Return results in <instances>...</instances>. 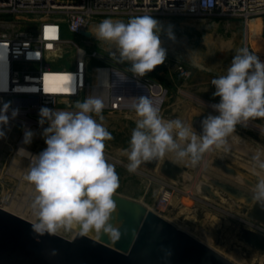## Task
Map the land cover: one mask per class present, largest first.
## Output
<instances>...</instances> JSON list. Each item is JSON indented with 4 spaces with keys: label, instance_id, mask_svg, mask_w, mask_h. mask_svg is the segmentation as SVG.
I'll list each match as a JSON object with an SVG mask.
<instances>
[{
    "label": "clouds",
    "instance_id": "obj_1",
    "mask_svg": "<svg viewBox=\"0 0 264 264\" xmlns=\"http://www.w3.org/2000/svg\"><path fill=\"white\" fill-rule=\"evenodd\" d=\"M161 26L149 15L123 20L104 19L98 25L97 39L112 42L116 49L111 57L117 63H129L127 69L136 77H144L164 64L167 50L160 39ZM169 39H174L171 32ZM219 103L211 107L218 115L209 114L201 121L198 134L192 124L181 119L165 120L157 102L146 95L133 97L129 106L136 114L128 149L129 173H136L142 164L173 154L178 161L187 160L193 167L205 155L223 148L228 151L238 125L264 119V62L247 47L237 50L226 74L211 81ZM112 85L106 84L105 88ZM74 94V91L72 92ZM105 95L88 96L76 101L75 111L41 108L39 123L44 130L47 147L38 155L21 149L18 155L29 156L31 163L24 179L34 186L31 209L36 217L32 231L37 236H54L61 231L76 230L81 237L105 235L117 242L123 234L113 223L117 204L113 199L120 186L115 166L105 156L106 141L113 139L103 125ZM10 102L0 108V125H7ZM17 115L13 110L12 117ZM98 117L99 121L94 118ZM0 132V137H3ZM28 130L24 143H31ZM253 172L259 177L253 185L252 199L264 208V157L253 155ZM165 251L166 260L171 253ZM55 254V252H53Z\"/></svg>",
    "mask_w": 264,
    "mask_h": 264
},
{
    "label": "rangeland",
    "instance_id": "obj_2",
    "mask_svg": "<svg viewBox=\"0 0 264 264\" xmlns=\"http://www.w3.org/2000/svg\"><path fill=\"white\" fill-rule=\"evenodd\" d=\"M152 17L160 23V39L162 47L167 50V56L164 64L144 77L161 84L166 90L160 103L161 115L165 120L179 118L190 124V117L195 112L218 115L211 106L216 104L214 100L219 101L220 98L213 96L215 86L211 81L226 74L238 49L247 47L264 62V17L250 19L246 29L237 17ZM169 32L174 39L163 40L162 36ZM67 35L79 44L91 47L82 42L80 36L70 33ZM98 45L106 47L99 48L105 55L108 50L116 49L114 43L94 37L92 46ZM66 62L69 63L70 59ZM98 63L96 59L90 60L88 78L96 92L100 91L102 94L108 74L105 73V78L94 81L93 84L92 66ZM102 115L103 125L113 136L112 140L106 141L105 156L115 166L119 176L120 186L116 193L155 209L154 199L162 181L166 180L173 185V190L168 206L159 214L237 264H264V253L248 250L237 238V229L241 225L264 232L244 215L242 209H246L248 204L217 188L216 192L221 195L218 199L203 195L198 190L201 181L207 182V177H217L252 192L253 185L259 178L253 172L252 157L258 152L264 157V119L249 122L247 126L238 125L235 135L240 139L230 140L228 151L221 148L207 153L196 167L187 160L178 161L173 154L166 155L164 158L187 165L183 182L179 183L161 176L157 169H148L142 165L136 173H129L126 168L129 161L124 150L128 149L132 130L136 126V114L132 109H104ZM94 118L99 121L98 117ZM46 128L31 126L28 129L33 132L31 143H24L23 138L24 145L41 153L47 147L43 135ZM22 130V125L16 123L9 135L7 125L0 127V132L4 134L0 137V181L10 182L1 207L9 206L14 199L20 203L21 200L25 201L22 204L30 208L35 195L34 186L24 179L29 166L25 163L26 167L22 170L19 168L21 162L18 163L15 159ZM213 157H219L233 166L235 174L226 173L213 165ZM261 176H264V172ZM245 179L253 182V185L248 184ZM22 215L29 218L32 214L27 210ZM35 219L33 216L32 220ZM75 232L76 230L70 233L61 231L59 234L71 238ZM89 236L95 237V234Z\"/></svg>",
    "mask_w": 264,
    "mask_h": 264
},
{
    "label": "built area",
    "instance_id": "obj_3",
    "mask_svg": "<svg viewBox=\"0 0 264 264\" xmlns=\"http://www.w3.org/2000/svg\"><path fill=\"white\" fill-rule=\"evenodd\" d=\"M144 15L237 17L246 29L249 19L264 17V0H0V63L3 64L0 69L3 68L6 84L5 88H0V108L10 102L7 134L10 135L13 126L19 123L23 127L19 136L22 142L31 126L49 127L47 121L43 125L39 123L41 108L75 111L76 101L83 102L88 96L99 94L88 78L91 59L99 61L92 66L93 71H117L145 85L150 98L155 102L160 98V107L166 92L161 84L134 76L127 70L129 64L112 59L113 51L108 50L105 55L99 49L101 46H92L98 25L104 19L127 22L132 17ZM84 30L90 35L82 34ZM67 33L80 36L81 41L91 47L79 44ZM162 39L172 40L168 33ZM67 59H70L69 63ZM65 69L74 75V94L73 91L43 89L44 73ZM107 84L111 82L107 81ZM153 88L160 91L161 97H157L159 93L153 92ZM102 93L105 95L104 109L110 110L131 109L130 100L137 97L136 93H113L112 86H104ZM13 110H17L14 118ZM172 190L170 182L162 181L153 202L154 211L160 213L168 206Z\"/></svg>",
    "mask_w": 264,
    "mask_h": 264
},
{
    "label": "water",
    "instance_id": "obj_4",
    "mask_svg": "<svg viewBox=\"0 0 264 264\" xmlns=\"http://www.w3.org/2000/svg\"><path fill=\"white\" fill-rule=\"evenodd\" d=\"M81 33L90 35L86 30ZM112 74L122 80L118 83L112 79L113 93L148 96L145 85L134 78L117 71ZM208 115L203 111L192 113L190 124L198 134L202 130L201 121ZM212 163L226 173L235 174V168L219 157H213ZM142 166L157 169L161 176L179 183L183 182L187 170V165L168 158ZM206 179L207 182L201 181L198 185L201 194L218 199L219 195L213 190L217 188L243 199L248 204L242 209L246 218L264 230V208L252 199V192L217 177ZM245 181L253 185L250 180ZM9 184L0 181V204ZM113 199L117 213L113 214L112 223L122 233L127 230L115 243L105 235L101 238L81 237L77 231L71 238L60 234L37 236L32 231L34 221L0 206V264H237L143 203L119 193H115ZM237 238L248 250L264 253V232L241 225L237 229ZM164 250L171 253L166 260Z\"/></svg>",
    "mask_w": 264,
    "mask_h": 264
},
{
    "label": "bare ground",
    "instance_id": "obj_5",
    "mask_svg": "<svg viewBox=\"0 0 264 264\" xmlns=\"http://www.w3.org/2000/svg\"><path fill=\"white\" fill-rule=\"evenodd\" d=\"M253 18H255V17H253ZM249 20L247 21V23L249 22ZM0 65L3 66V64H1V63H0ZM92 73H93V76H94V80H93V84H94L96 81L105 78L106 71L104 69H103V71L102 70H99V71H96L95 70ZM107 74H108V82L109 83L110 82L112 83V79L118 80V83L119 82L120 83L122 82V80H120V78L116 77L114 74H112L110 72H107ZM73 76L74 75L71 72H69L68 69H65V71H60V72H57V73L56 72L55 73L46 72V73L43 74L42 87L46 91H53V92L55 91V92H64V93H66V92H72L75 89L74 88V82H73ZM5 87H6V84H5V74H4L3 68H1L0 69V88H5ZM29 88H33V87L30 86ZM153 90H154L153 92L159 93V96H157V97H161L160 91H158V89H154L153 88ZM98 93L101 94L100 91H98ZM99 94H96V95H99ZM140 95H144V94H137L136 96H140ZM148 96H149V90H148ZM159 99L156 101L158 104H159L158 101H160ZM67 101L69 102L71 100L68 99ZM25 124L27 125V123H25ZM21 149L26 150V153H30L31 155H38L39 152L30 149L29 147H27L26 145H24V143L21 142V140L19 141V144H18V147H17V151H16L17 155H16V158L15 159H17L18 163L21 162L19 164L20 165L19 168H21L22 170H24L25 167H26V165H27V167L30 165L31 160H30L29 156H27V155H23V156L22 155H18V153H19V151ZM25 163H27V164L25 165ZM27 169L29 170V168H27ZM213 190L215 191V193H217L216 190H215V188H213ZM217 194L219 195V197H221V195L219 193H217ZM21 201H22V203H25V201H23V200H21ZM22 203H20V201H17V200L12 199L10 201V205L9 206H2V207L4 209H6V210H8L10 212H13V213H15V214H17L19 216H22V217H24L22 215V213L26 212L27 210L33 215V212L30 209L31 207L28 208L26 206V204L23 205ZM21 205H23V207ZM32 215L29 218L28 217H24V218H27L30 221H34V220H32V218H33L34 215L33 216Z\"/></svg>",
    "mask_w": 264,
    "mask_h": 264
},
{
    "label": "crops",
    "instance_id": "obj_6",
    "mask_svg": "<svg viewBox=\"0 0 264 264\" xmlns=\"http://www.w3.org/2000/svg\"><path fill=\"white\" fill-rule=\"evenodd\" d=\"M252 30H253V28H252ZM211 101H212V102H214V101H215L214 103H219V101H217V100H214V101H213V100H211Z\"/></svg>",
    "mask_w": 264,
    "mask_h": 264
}]
</instances>
